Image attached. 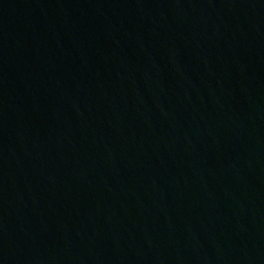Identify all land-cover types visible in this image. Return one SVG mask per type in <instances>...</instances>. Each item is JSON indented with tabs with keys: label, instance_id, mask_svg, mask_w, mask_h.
<instances>
[{
	"label": "water",
	"instance_id": "95a60500",
	"mask_svg": "<svg viewBox=\"0 0 264 264\" xmlns=\"http://www.w3.org/2000/svg\"><path fill=\"white\" fill-rule=\"evenodd\" d=\"M0 264H264V0H0Z\"/></svg>",
	"mask_w": 264,
	"mask_h": 264
}]
</instances>
